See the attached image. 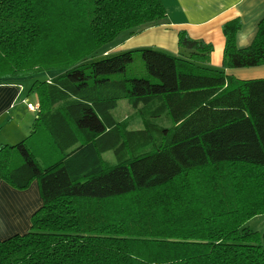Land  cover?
<instances>
[{"label":"trees","instance_id":"trees-1","mask_svg":"<svg viewBox=\"0 0 264 264\" xmlns=\"http://www.w3.org/2000/svg\"><path fill=\"white\" fill-rule=\"evenodd\" d=\"M167 15L162 0H0V83L48 76L29 88V133L0 144V179L42 197L0 264H264V229L247 226L264 214V77L225 70L264 64V16L246 47L241 19L223 24L222 68L186 29L177 55L90 60ZM120 99L141 127L115 116Z\"/></svg>","mask_w":264,"mask_h":264},{"label":"crops","instance_id":"crops-1","mask_svg":"<svg viewBox=\"0 0 264 264\" xmlns=\"http://www.w3.org/2000/svg\"><path fill=\"white\" fill-rule=\"evenodd\" d=\"M167 19L156 26L141 28L130 33L122 32L115 40L100 48L103 55L142 47H155L171 54L180 53L178 33L186 29L195 39L212 43L210 65L222 68L225 35L223 24L239 17L242 27L237 32L239 47L253 41L260 20L264 16V0H162ZM228 75L240 79L264 77V64L249 67L226 68ZM46 76L45 78H47ZM22 80L0 83V144L16 143L29 133L38 100L23 86ZM42 204L37 181L26 189H17L0 179V240L17 233H25L31 226V216ZM264 218V214L252 219ZM250 219L247 224L253 220ZM252 220V221H251ZM252 229V226L247 225ZM252 230L262 231L264 219Z\"/></svg>","mask_w":264,"mask_h":264},{"label":"rangeland","instance_id":"rangeland-1","mask_svg":"<svg viewBox=\"0 0 264 264\" xmlns=\"http://www.w3.org/2000/svg\"><path fill=\"white\" fill-rule=\"evenodd\" d=\"M102 52H99L98 54H94V56H90V60H96L102 57ZM135 67V74L141 75L144 73V66L141 58L136 59L134 63ZM47 76V73H40L39 75L30 76L28 78H24L21 82L23 83V86L26 87V90L29 91V88L32 86L33 82L36 80H43ZM114 114L118 119H124L125 117L129 116V128H139L143 125L141 118L136 114V112L132 109L131 105L128 103L126 99H120L118 107L114 110ZM104 157L108 159L109 161H114V156L112 152H107L104 154ZM264 218L259 219H252L250 224H247L249 226H252L253 228H257V224L262 221ZM249 223V222H247Z\"/></svg>","mask_w":264,"mask_h":264},{"label":"built area","instance_id":"built-area-1","mask_svg":"<svg viewBox=\"0 0 264 264\" xmlns=\"http://www.w3.org/2000/svg\"><path fill=\"white\" fill-rule=\"evenodd\" d=\"M31 108H34L33 106L30 105Z\"/></svg>","mask_w":264,"mask_h":264}]
</instances>
